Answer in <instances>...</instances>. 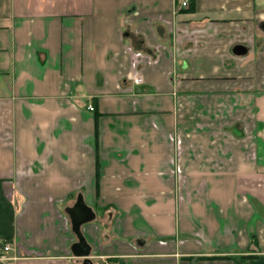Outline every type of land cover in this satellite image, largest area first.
<instances>
[{"label": "crops", "instance_id": "0c3cea01", "mask_svg": "<svg viewBox=\"0 0 264 264\" xmlns=\"http://www.w3.org/2000/svg\"><path fill=\"white\" fill-rule=\"evenodd\" d=\"M181 1L0 0V264H264V0Z\"/></svg>", "mask_w": 264, "mask_h": 264}, {"label": "water", "instance_id": "95a60500", "mask_svg": "<svg viewBox=\"0 0 264 264\" xmlns=\"http://www.w3.org/2000/svg\"><path fill=\"white\" fill-rule=\"evenodd\" d=\"M233 52L237 55H241L245 52V49L241 46H237L233 49ZM66 213L70 221L71 231L75 234L78 240V242L72 246V253L75 256H85L88 253V248L81 236L80 227L92 221L94 219V214L91 209L83 205L81 199L77 200L73 208L67 209Z\"/></svg>", "mask_w": 264, "mask_h": 264}, {"label": "built area", "instance_id": "2783aa9c", "mask_svg": "<svg viewBox=\"0 0 264 264\" xmlns=\"http://www.w3.org/2000/svg\"><path fill=\"white\" fill-rule=\"evenodd\" d=\"M188 5V0H182L181 2H180V6L181 7H186ZM137 82H139V80L137 81ZM90 112L91 111H93V108L92 107H88L87 108ZM1 249H2V251H4V252H7L8 250H9V245L8 244H6V243H2L1 244ZM105 264H114V263H105Z\"/></svg>", "mask_w": 264, "mask_h": 264}, {"label": "trees", "instance_id": "16d2710c", "mask_svg": "<svg viewBox=\"0 0 264 264\" xmlns=\"http://www.w3.org/2000/svg\"><path fill=\"white\" fill-rule=\"evenodd\" d=\"M244 258H246V257H244ZM216 259H218V258H216Z\"/></svg>", "mask_w": 264, "mask_h": 264}, {"label": "rangeland", "instance_id": "374dc122", "mask_svg": "<svg viewBox=\"0 0 264 264\" xmlns=\"http://www.w3.org/2000/svg\"><path fill=\"white\" fill-rule=\"evenodd\" d=\"M257 183H259V182H257Z\"/></svg>", "mask_w": 264, "mask_h": 264}]
</instances>
